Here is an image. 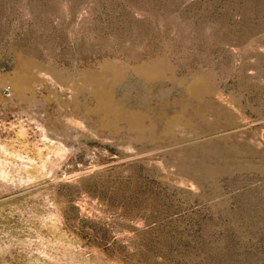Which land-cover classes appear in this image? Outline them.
<instances>
[{
  "label": "rangeland",
  "instance_id": "rangeland-1",
  "mask_svg": "<svg viewBox=\"0 0 264 264\" xmlns=\"http://www.w3.org/2000/svg\"><path fill=\"white\" fill-rule=\"evenodd\" d=\"M0 264H264V0H0Z\"/></svg>",
  "mask_w": 264,
  "mask_h": 264
}]
</instances>
